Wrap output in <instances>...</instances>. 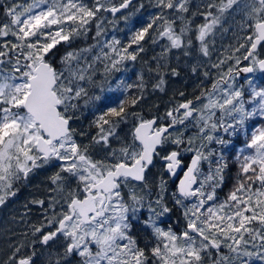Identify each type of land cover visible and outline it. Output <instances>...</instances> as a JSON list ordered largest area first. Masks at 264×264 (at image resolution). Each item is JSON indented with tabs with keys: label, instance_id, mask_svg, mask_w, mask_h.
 <instances>
[{
	"label": "snow or ice",
	"instance_id": "1",
	"mask_svg": "<svg viewBox=\"0 0 264 264\" xmlns=\"http://www.w3.org/2000/svg\"><path fill=\"white\" fill-rule=\"evenodd\" d=\"M131 4L132 0H93L91 6L84 0H31L5 5V20L0 21V205L16 195L18 189H13L17 181L58 161L59 171L50 177L55 186L51 191L57 195L48 201H31L45 213H52L31 226L32 234L38 237L33 244L64 241L63 251L53 253L55 258L50 256L48 264H69L73 257L76 264H252L254 259L264 264V123L253 124L251 131L246 126L254 118L264 119V87H251L249 100L243 86L236 85L242 72H264V58L258 52L264 45V0H208L205 11L199 13L205 22L195 29L199 53L210 57L209 44L214 41L209 38L234 6L243 13L240 29L249 34L233 52H244L242 56L227 54L211 65L222 69L228 61L234 62L218 74L210 89L179 102L163 118L149 119L130 111L144 98L143 74L139 83L120 79L114 87L108 77L121 71L119 66L125 61L137 60L144 51L141 42L154 28L158 38L168 41L161 59L174 49L190 56L194 47L189 35L191 20L183 15L190 11V0H156L161 12L134 32L128 45L120 48V40L112 37L91 61L85 53H92L96 45L67 51L59 67L50 55L62 42L86 37L93 23L95 37H102L106 16L101 14L110 13L115 18ZM165 10L180 15L169 19ZM177 20L183 25L179 31ZM8 37H14L15 42ZM156 41L157 37H152V42ZM133 45L137 47L130 52ZM242 60H250V64L241 69ZM159 69L158 63V75ZM171 74L178 76L179 72L172 68ZM203 75L208 78L210 73L204 71ZM165 83L160 75L153 88L163 91ZM105 84L109 92L124 95L100 110L96 102L101 96L92 89L103 91ZM133 88L140 94L126 95ZM248 104L254 106L246 107ZM89 106L94 110L91 126L96 131L88 143H81L73 122L81 109ZM130 117L135 123L127 139L119 129ZM165 118L167 123L160 122ZM193 128L194 133L185 135ZM218 133L247 137L236 156V183L220 202L217 189L224 184L228 161L222 151L209 145L223 147L230 140ZM113 141L119 146L114 147ZM168 145L175 147L168 150ZM97 146L105 150L102 158L92 154ZM185 154H190L187 163ZM157 160L163 162V170L175 183L176 190L171 193L174 203L184 208L187 224L181 233L158 223L172 209L165 199L168 181L163 176L154 185L157 191L152 199L149 173ZM190 198L195 202L187 207L184 201ZM145 209L148 216L143 223L157 241L147 251L131 234L133 219ZM24 247L23 243L14 247L4 264H34L35 249L22 255Z\"/></svg>",
	"mask_w": 264,
	"mask_h": 264
},
{
	"label": "trees",
	"instance_id": "2",
	"mask_svg": "<svg viewBox=\"0 0 264 264\" xmlns=\"http://www.w3.org/2000/svg\"><path fill=\"white\" fill-rule=\"evenodd\" d=\"M194 1L195 5L191 10L190 19L186 14H183L187 19L191 20L192 32L189 33V35L194 40V47L191 49L190 56H184L183 50L174 49L168 53L166 59H161L160 54L164 51L168 41L166 38H158V33L154 28L149 31V36L141 42L144 47V51L139 54L137 60L134 61L130 68L126 67L125 69V76L122 77V79L127 83H139V77L143 74L144 81L146 83V88L143 92L144 98L139 101L135 108H131L130 111L139 112L146 119L152 117H163L167 110L174 108L179 102L194 99L200 94L202 89H210L218 74L221 71L226 72L228 67L233 65V61H228L222 66V69L212 68L211 65L213 63H217L220 59H223L227 54L242 56L244 52V49H241L240 52H233V49L238 47L239 43L243 42V37L249 34L248 31H242L240 29L243 13L236 11L234 6L232 10L225 13L222 24L217 26L214 35L209 39L210 41H214V43L209 44L211 52L210 57H204L199 53L198 43L195 42L196 26L202 24V21H200L198 7L200 5L204 7L208 0ZM218 1L220 2V0ZM84 2L91 6L93 0H84ZM16 3H30V0H0V21L5 20V5ZM141 5L143 6L141 7ZM160 12L161 9L156 6V0H133L132 5H130L128 9L123 10L115 18L113 16L110 17V20L115 19L117 22L111 24L109 23V31H116L117 38L121 42L119 47L122 48L130 43L134 32L146 27L152 17L158 15ZM192 13L197 14L193 16ZM101 15L105 16L106 13H102ZM165 15H167L169 19H175V17L180 14L165 10ZM124 16H127L128 19H123L122 17ZM193 18L196 20L195 23H192ZM182 26V22L177 20V31H179V28ZM90 27L91 30L88 32L86 37H77L70 43L62 42L56 49L53 50V54L59 58L67 51L79 50L95 45L96 30L94 23ZM225 29H227V31H225ZM108 36H110V33H108ZM152 37H157L156 43L152 42ZM9 38L11 37H8V39ZM0 43H3V39H0ZM136 47V45H133L129 51L131 52L135 50ZM99 49L100 48L95 47L92 53L96 55L99 52ZM105 51L109 50L105 48ZM57 61V59L54 60L53 56L52 62L56 66ZM158 63L160 64L159 73L160 75H163V78L166 81L163 91L153 88V85H155L160 78V75H158L156 71ZM193 67H196L197 69L195 72L192 71ZM149 68L153 69V71H149ZM172 68H175L179 72L178 76H173L171 74ZM204 71H208L210 73L208 78L204 77ZM116 73L117 74H114L118 76V72ZM116 76H112L113 78L111 79V83H115L117 81ZM251 87H256L257 89L264 87V75L260 74L258 77L254 78L251 86L248 82L243 85L245 98L249 100L251 99ZM181 92L184 93L183 97L180 96ZM139 94L140 90L133 88L126 95L136 96ZM123 95L124 94H121L120 92L109 93L106 91L104 94L100 93L101 100L96 102V108L103 110L105 106L112 105L117 96L123 98ZM253 106L254 105L252 104L246 105V107L249 108ZM77 115L79 118L73 122V127L77 130V140L81 143H88L89 137L96 131L95 128L91 126V121L94 119V110L91 106L88 108H82ZM128 122H130V126H125V124H123V126L127 128L125 134L123 135L125 138L130 139L128 134L130 133L133 123H135V119L130 117ZM262 123H264V119L257 117L248 121L246 126L249 128V131H251V126L253 124L259 126ZM192 131H195V129L193 128L190 130V132ZM80 132H85L87 135L80 136ZM220 134L223 135L226 140H230V143L223 147L216 145L215 143L209 145L210 148L222 151L228 161V167L225 170L224 184L221 188L217 189V202L226 199L228 192L236 183V174L238 171L236 156L239 155V149L244 147L247 139L243 133H239L236 136L231 137L224 133ZM113 146L118 147V142L113 141ZM173 147L175 146H166L168 150ZM92 154L95 158H102L105 155V150L97 146L92 151ZM189 155L190 154H185V163L188 162ZM55 162L57 163L51 164V162L44 167L37 168L29 174L27 179H22L19 182L17 181L13 189H18L16 195L7 198L6 202L0 206V234L2 233L0 236V264H4V261L11 254L13 248L19 246L21 243L25 245V247L21 250L22 255L31 254L32 246H39V250H36L37 247H34L37 253L34 264H41V262L43 264H48L50 256L54 259L55 257L52 254L59 252L54 248L61 246L59 240L50 242L47 247L38 242L33 244L34 241H37L38 237L32 234L31 228L33 224L38 225L42 223L45 215L51 216L52 214L51 210L45 213L39 205H34L31 201L34 199H45L48 201L51 196L57 195L55 192L51 191V189L55 186L50 180V177L59 171V162ZM156 164L158 167H162L160 160H157ZM204 169L207 171L206 164L204 165ZM164 174L166 176L168 175L165 171ZM170 182L175 185L173 181L170 180ZM72 187H75L74 183L72 184ZM173 189L175 191L176 186H174ZM45 207H47V203ZM168 207L172 209L170 212L172 225L170 227H172L173 230H178L180 225L186 222L183 210L180 205H176L174 202ZM144 228L142 230H144ZM141 234L143 233L137 235L135 234V236L140 237ZM256 262L261 263L258 260H256ZM69 264H76L75 257L69 261Z\"/></svg>",
	"mask_w": 264,
	"mask_h": 264
},
{
	"label": "rangeland",
	"instance_id": "3",
	"mask_svg": "<svg viewBox=\"0 0 264 264\" xmlns=\"http://www.w3.org/2000/svg\"><path fill=\"white\" fill-rule=\"evenodd\" d=\"M30 2H31V0H30ZM132 3H133V0H132ZM132 5V4H131ZM130 7V6H129ZM119 15V14H118ZM117 15V16H118ZM106 20H105V24H104V27H105V29H106V31H105V33H104V35L102 36V37H99V38H97V37H95L96 38V41L94 42L95 43V45H96V47L97 48H100L102 45H103V43L104 42H109V41H111V39H112V37H115L116 39H118L117 38V34H116V31L114 30V31H112V32H110L109 31V23H108V21L110 20V17H112V15L110 14V13H106ZM116 16V17H117ZM117 22V21H116ZM108 33H110V36H108ZM77 38V37H76ZM76 38H74V39H76ZM9 39H11V40H13V42H15V38L14 37H11V38H9ZM73 39V40H74ZM210 39V38H209ZM99 41V43H97ZM119 47V46H118ZM51 56H52V58H53V56H54V60L55 59H57L58 61H57V66L59 67L60 66V58L61 57H59V58H57V56H55L54 54L52 55V54H50ZM85 55L88 57V59H89V61H91V59H92V57L94 56V54L93 53H85ZM234 55H236V54H234ZM234 63V62H233ZM98 67H100V65L98 64L97 65ZM120 68H121V71H119L118 72V76H116L115 74H117L116 72H114V73H112L113 75H110L109 77H108V80H110L111 81V79L113 78L112 76H116L117 77V81L118 80H120V79H122V77H124L125 76V69H126V67H128V68H130L131 67V65L128 63V62H124V64L123 65H120L119 66ZM102 70V69H101ZM260 75V71L259 70H257L256 71V75L254 76V78H256V77H258ZM253 78V79H254ZM97 79L99 80L100 79V76L98 75L97 76ZM116 81V82H117ZM116 82L115 83H111L112 84V86L114 87L115 86V84H116ZM252 82H253V80H252ZM238 86V85H237ZM240 86H243V85H240ZM108 89V84H105L104 85V90L103 91H101L100 89H92V91L97 95H100V93H102V94H104L106 91H108L107 90ZM109 92V91H108ZM109 93H111V92H109ZM164 117V116H163ZM162 117V118H163ZM163 120H167L166 118L165 119H163ZM125 126H130V122H128L127 124H125ZM125 126H123V124L120 126V129H119V134L121 135V136H124L123 134H125V132H126V130H127V128L125 127ZM130 128V127H129ZM195 131H192V132H189V133H186L185 135H189V134H192V133H194ZM218 135H221L220 133H218ZM117 142V141H116ZM54 163H57V162H55V161H53L51 164H54ZM160 176H163L164 177V179H166L167 181H168V194L166 195V197H165V199H166V202H167V204H168V206H170V204L171 203H173L174 202V200L172 199V197H171V193L172 192H174V191H172L171 190V188H170V183H169V177L168 176H166L165 174H164V170H163V168L162 167H158V165L156 164V166L154 167V169L152 170V172L149 174V182H150V184L151 185H153V188H152V192H153V196H152V199H155V193H156V191H157V189L155 188V184H157L158 183V181H159V177ZM195 202V198H190V199H188V200H185L184 201V205L185 206H187V207H190L191 206V204L192 203H194ZM181 207V206H180ZM182 208V207H181ZM182 210H183V212H184V208H182ZM168 215V218H169V216H170V213H168V214H166L165 216H163V217H161L160 218V220H159V225L161 224L162 226L161 227H163V228H165L166 230L168 229V228H171L170 226L172 225L171 223H169L168 221H167V223L165 222V224H163L161 221L163 220L164 221V219L166 218V216ZM147 216H148V213H147V211H146V209L145 210H143L142 212H140L139 214H138V216L135 218V219H133V220H145V219H147ZM170 219H171V216H170ZM184 219H185V217H184ZM182 227V226H181ZM172 229V228H171ZM173 230V229H172ZM174 231V230H173ZM177 231V233H181L182 231H181V228H179L178 230H176ZM175 231V232H176ZM2 235V233L0 234V236ZM61 240L63 241V239L61 238ZM226 251V250H225ZM255 262H256V260L254 259L253 261H252V264H255Z\"/></svg>",
	"mask_w": 264,
	"mask_h": 264
},
{
	"label": "flooded vegetation",
	"instance_id": "4",
	"mask_svg": "<svg viewBox=\"0 0 264 264\" xmlns=\"http://www.w3.org/2000/svg\"><path fill=\"white\" fill-rule=\"evenodd\" d=\"M115 2L116 3H119V0H115ZM215 2L217 3H219V1L218 0H215ZM194 5H195V1L194 0H190V4H189V9H190V11H189V13H187L186 15H187V17L190 19V15H191V10L193 9V7H194ZM198 9H199V13H202V12H204V7L202 6V5H200L199 7H198ZM213 11L215 12V9H213ZM119 13H117L116 14V16L118 15ZM199 16H200V21H202V23H204L205 22V20H204V17L202 16V15H200L199 14ZM196 22V20H195V18H193L192 19V23H195ZM258 52H259V55H260V57L261 58H264V45H262V46H260V48L258 49ZM237 56V55H236ZM130 65H132L133 63H134V61H131V60H129V61H127ZM250 64V60H242V63L238 66L239 68H241V67H243V66H248ZM260 74H262V75H264V72H261L260 71ZM256 75V71L255 72H253L250 76H246L245 78H243V79H239V78H237L236 79V84L238 85V86H240V85H244L245 83H247L249 80H253V78H254V76ZM160 122H162V123H167V120H161ZM161 163H162V168H163V162L162 161H160ZM157 163V162H156ZM154 168H152L151 170H150V173L152 172V170H153ZM149 173V174H150ZM168 176V175H167ZM22 180V179H21ZM20 181V180H19ZM18 181V182H19ZM169 183H170V188H171V190L172 191H174V189H173V187L175 186V185H173L171 182H170V180H169ZM174 183V182H173ZM175 184V183H174ZM1 206V205H0ZM143 221L144 220H133L132 221V230H131V234L137 239V242H138V244H139V246L140 247H142V248H145L146 249V251L147 250H149V249H151L154 245H155V243L157 242L156 241V239L152 236V232H151V229L150 228H147L145 225H144V223H143ZM167 221L169 222V223H171V219H170V216H169V218H168V215L166 216V218L164 219V221L162 220L161 222L163 223V224H165V222L167 223ZM185 221H186V219H185ZM186 224H187V221L184 223V224H181L180 225V227L179 228H181V231L183 232L184 230H185V228H186ZM160 226H162L161 224H160ZM182 226V227H181ZM147 228V229H145V228ZM144 228V230H142ZM172 228V227H171ZM173 229V228H172ZM174 231H176V230H174ZM177 232V231H176ZM140 233H143V234H141V236L139 237V236H135V234L137 235V234H140ZM59 243H61V246L60 247H54L55 249H57L59 252L60 251H63V244H64V241H62L61 239L59 240ZM48 246V245H47ZM47 246H45V247H47ZM34 247H37V249L36 250H39L38 249V245H36V246H34ZM33 246H32V248H31V250L33 251V248H34ZM35 258H36V256L34 257V260H35ZM75 260L77 261V258H75ZM41 264H43L42 262H41ZM255 264H261V263H258V262H256Z\"/></svg>",
	"mask_w": 264,
	"mask_h": 264
},
{
	"label": "water",
	"instance_id": "5",
	"mask_svg": "<svg viewBox=\"0 0 264 264\" xmlns=\"http://www.w3.org/2000/svg\"><path fill=\"white\" fill-rule=\"evenodd\" d=\"M243 67H245V66H243ZM243 67H241V69L243 68ZM253 73V72H252ZM252 73H241L240 74V76L238 77L239 79H243V78H245L246 76H250ZM172 180V179H171ZM173 181V180H172Z\"/></svg>",
	"mask_w": 264,
	"mask_h": 264
}]
</instances>
